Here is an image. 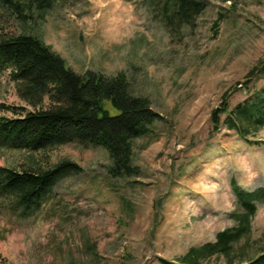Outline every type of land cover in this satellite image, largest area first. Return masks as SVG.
<instances>
[{"label": "rangeland", "instance_id": "1", "mask_svg": "<svg viewBox=\"0 0 264 264\" xmlns=\"http://www.w3.org/2000/svg\"><path fill=\"white\" fill-rule=\"evenodd\" d=\"M158 2L56 0L52 12L24 26L0 10V31L37 35L79 75L125 74L132 92L161 116L134 141L138 175L131 178L110 176L103 148L72 143L0 152V167L70 160L81 169L57 185L34 218L19 219L0 203V256L9 264L175 261L235 225L232 178L244 190L264 189V144L250 145L225 127L215 132L210 119L224 94L230 107L245 99L236 84L264 59V0H208L194 26L174 36L155 17ZM0 105L33 111L8 72L0 76ZM254 140L264 141V128ZM251 226L256 242L264 233V203Z\"/></svg>", "mask_w": 264, "mask_h": 264}, {"label": "trees", "instance_id": "2", "mask_svg": "<svg viewBox=\"0 0 264 264\" xmlns=\"http://www.w3.org/2000/svg\"><path fill=\"white\" fill-rule=\"evenodd\" d=\"M55 1L0 0V10L21 26L37 24L54 10ZM158 1L155 17L171 36L192 28L208 7V0ZM7 72L18 98L33 111L0 105L1 112L14 114L0 116V152H45L73 143L103 148L111 160L112 178L138 175L133 164L134 141L148 135L161 116L148 98L132 92L125 74L86 71L79 75L37 35L0 31V76ZM235 89H242L245 99L230 107L229 94L222 96L210 118L214 131L225 127L250 145L264 144L254 140L264 128V59ZM80 172L70 160L48 168L33 163L21 170L0 167V203L19 219L34 218L53 199L57 185ZM230 189L236 212L229 217L235 225L217 233L214 242L190 248L175 261L161 260V264H204L214 257L222 264H264V233L250 242L252 220L264 203V189L244 190L233 178ZM0 264L9 263L0 256Z\"/></svg>", "mask_w": 264, "mask_h": 264}]
</instances>
